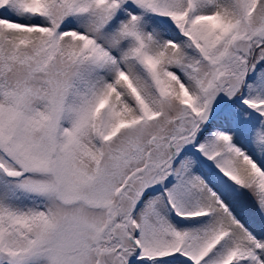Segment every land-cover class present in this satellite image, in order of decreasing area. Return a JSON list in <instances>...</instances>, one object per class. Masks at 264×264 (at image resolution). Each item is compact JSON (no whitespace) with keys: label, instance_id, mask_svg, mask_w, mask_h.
I'll return each instance as SVG.
<instances>
[{"label":"snow or ice","instance_id":"obj_1","mask_svg":"<svg viewBox=\"0 0 264 264\" xmlns=\"http://www.w3.org/2000/svg\"><path fill=\"white\" fill-rule=\"evenodd\" d=\"M0 264H264V0H0Z\"/></svg>","mask_w":264,"mask_h":264}]
</instances>
